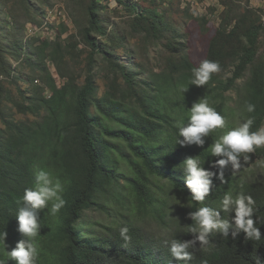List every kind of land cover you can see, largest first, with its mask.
Masks as SVG:
<instances>
[{
    "label": "trees",
    "instance_id": "trees-1",
    "mask_svg": "<svg viewBox=\"0 0 264 264\" xmlns=\"http://www.w3.org/2000/svg\"><path fill=\"white\" fill-rule=\"evenodd\" d=\"M104 1L86 0L83 7L82 41L91 49L84 83L78 86L68 78L58 87L44 69V85L33 81L39 94L26 91L24 96L21 91L25 102L17 105L19 113L35 120L22 123L6 119L0 129V232L7 233L6 250L26 239L17 231L16 216L23 206L19 201L25 189L34 186L36 171L45 169L60 181L65 204L55 215L50 212L52 202L38 211L35 264H254L256 256L264 264V224L257 225L259 241H245L243 233L236 238L231 232L226 238L210 233L208 245H201L197 234L187 231L194 223L190 214L203 206L220 211L222 218H232L234 212L220 208L228 192L234 197L251 196L255 201L253 219L259 217L264 223V181H239L231 163L223 169L210 166L226 157H213L209 152L221 135L243 123L242 117L254 118L250 132L264 126V60L257 56L264 22L242 15L231 29L224 24L216 29L205 60L217 62L220 71L213 73L206 85L196 86L190 80L198 66L184 54L174 23L163 11L137 8L130 13V27L144 43L158 45L162 59L158 74L148 73L140 79L139 74L145 72L141 71L142 64L125 65L111 51L112 44L127 37L112 24L108 31V21L101 13ZM115 1L119 6L125 4V0ZM5 5V0H0V12ZM29 44L33 55H38L37 50H48L51 57L59 45L54 41L35 48L31 40ZM25 48L20 27L13 24L8 8L0 14L1 93H5L1 83L9 76L12 82L22 80L16 77L9 59L18 65L42 66L32 61L33 55ZM126 54L128 57L130 52ZM95 56L105 59L113 77L102 97L98 96L93 73ZM228 71L230 76L225 77ZM117 76L123 79L124 92L117 90ZM201 99H207L225 119V126L202 137L203 146H181L177 143L183 139L178 137V125L186 126L189 109ZM247 104L255 106L254 112L246 111ZM255 151L264 154V147ZM197 156L201 166L213 173L209 195L202 203L193 201L183 171V162ZM117 185H122L124 192L116 201L127 216L134 218L124 223L131 237L127 244L119 232L98 233L82 223L84 212L97 205V196ZM147 216L158 225L157 233L139 230L138 217ZM173 239L196 241L189 249L192 260L171 257ZM0 260L15 264L11 259Z\"/></svg>",
    "mask_w": 264,
    "mask_h": 264
},
{
    "label": "rangeland",
    "instance_id": "rangeland-1",
    "mask_svg": "<svg viewBox=\"0 0 264 264\" xmlns=\"http://www.w3.org/2000/svg\"><path fill=\"white\" fill-rule=\"evenodd\" d=\"M124 2L123 6H119L115 0H105L101 13L108 21V31L111 30L110 24H112L127 37L125 43L117 41L112 44L111 51L117 55V61L125 65L142 64L141 71L145 72L139 74L140 79H144V75L148 73L158 74L162 59L158 53L160 51L158 45L144 43L143 39L134 35L130 27V13L137 8L155 9L166 13L181 35L178 40L183 45L184 54L194 66H199L205 60L209 43L216 29L222 24L229 30L242 15H249L251 19L258 18L264 22V0H125ZM5 4L6 7L0 14L6 13L8 8L11 10L12 22L20 27V36L26 46V53L30 55L34 53L29 47L30 40L33 41L35 48L39 43L54 41L59 45L53 48V57L48 55V50L36 51L38 55H33L31 59L35 63L42 64L40 67L24 62L18 65L17 62L9 59L11 68L17 71L16 77L21 76L22 80L12 82L9 76V80L1 83L5 93L0 92V129L4 127L3 122L6 119L22 123L35 120L32 116L19 113L17 105L25 102L26 91L31 95L39 94L40 91L33 85V81L38 80L44 85L41 79L44 69L58 87L68 78L81 86L89 69L88 59L91 53L90 47L82 41V29L85 27L83 7L86 0H5ZM203 19L206 22L203 23ZM98 39L102 42L100 37ZM127 51L130 52L129 58ZM257 56L264 60V32L258 39ZM95 59L93 73L98 96L102 97L113 77L105 59L101 56H95ZM40 69L43 71L41 72ZM135 71L140 70L135 69ZM229 76L228 71L225 77ZM115 80L117 90L124 92L126 87L123 79L117 76ZM21 91H24L23 97ZM245 156L249 159L245 160ZM238 163L240 168L235 171L239 181H264V154L257 151L245 153ZM121 187L122 185H117L116 188L97 196V205L83 214L84 226H92L91 228L98 233L110 234V232H119L120 227L125 226L124 223L134 220L127 216V212L120 208V204L116 201L117 196H123L124 190ZM137 222L143 234L158 232V225L149 216L138 217ZM137 225L135 223V226Z\"/></svg>",
    "mask_w": 264,
    "mask_h": 264
},
{
    "label": "clouds",
    "instance_id": "clouds-1",
    "mask_svg": "<svg viewBox=\"0 0 264 264\" xmlns=\"http://www.w3.org/2000/svg\"><path fill=\"white\" fill-rule=\"evenodd\" d=\"M220 71L217 62L204 60L198 67L192 70L191 85L204 86L211 79L213 73ZM183 88L182 91H186ZM255 106L247 104L246 111L252 113ZM243 123L238 124L235 128L221 135L214 143L211 144L209 152L211 156H222L226 159H220L212 167L223 169L227 164L231 163L233 169L240 168L238 163V155L241 153L254 152L256 148L264 146V127L257 131L250 132V128L254 123V118H243ZM225 126V119L209 106L207 99H201L194 103L188 112V123L186 126H179L178 137L183 139L177 140V143L184 145L196 144L203 146L204 139L209 133L216 129H222ZM249 158L245 156V160ZM202 161L197 157H189L183 162V171L185 174L186 186L192 193V199L196 202H203L205 197L209 195L211 177L213 173L201 166ZM220 178L223 173L221 172ZM62 185L60 181L45 169H39L35 173L34 186L25 189L22 199L19 201L22 207H19L16 216L18 224L17 231L26 239L19 241L15 248L7 251L5 239L6 231L0 232V257L11 259L15 264H35L38 249L36 238L38 237V229L40 224L37 219L39 210L45 209L49 202L51 203L50 212L55 215L64 206L65 201L61 197ZM255 201L251 196L239 194L233 196L231 192L224 195L220 208L223 212H234L232 218H222L221 212L208 207H200L197 211L190 214V219L194 222L192 226L187 228L189 233L197 234L196 239L201 245H208L210 233H219L223 237H228L229 232L233 238L243 233L245 241L261 240L260 227L257 225L264 224L259 217L254 220ZM127 226L120 227V237L127 244L131 237L128 235ZM195 240L181 242L173 239L169 245V252L176 261H190L193 259L192 253L189 251L194 245ZM0 264H4V260H0ZM206 264V262H205ZM254 264H262L261 259L256 256Z\"/></svg>",
    "mask_w": 264,
    "mask_h": 264
}]
</instances>
